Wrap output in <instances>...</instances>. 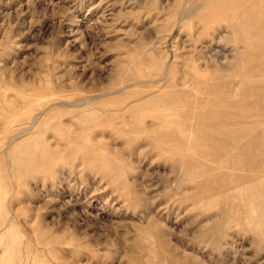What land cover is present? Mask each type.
<instances>
[{
  "label": "rangeland",
  "instance_id": "rangeland-1",
  "mask_svg": "<svg viewBox=\"0 0 264 264\" xmlns=\"http://www.w3.org/2000/svg\"><path fill=\"white\" fill-rule=\"evenodd\" d=\"M0 264H264V0H0Z\"/></svg>",
  "mask_w": 264,
  "mask_h": 264
}]
</instances>
